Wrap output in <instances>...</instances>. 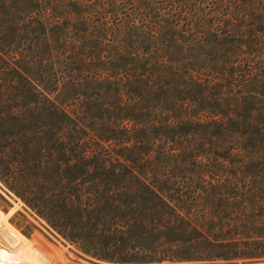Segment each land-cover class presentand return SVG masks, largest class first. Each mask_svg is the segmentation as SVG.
<instances>
[{"label": "trees", "instance_id": "obj_1", "mask_svg": "<svg viewBox=\"0 0 264 264\" xmlns=\"http://www.w3.org/2000/svg\"><path fill=\"white\" fill-rule=\"evenodd\" d=\"M16 1L17 7H11L21 12L6 13V5L0 18L3 186L59 235L102 261L222 264L264 259V172L254 173L247 165L240 172L214 174L209 182L200 178L198 183L207 195L203 197L175 191L187 179H179L169 170L164 180L161 172H152L165 170L162 157L155 156L149 166L144 157L150 147L131 145L150 140L144 129L149 119L128 104L122 114L131 115L121 118V126L115 127L109 118L101 123L104 128H98L97 119L84 108L81 93L99 91L97 83L103 76L87 70L89 65L80 52H74L77 56L64 54L57 68L53 30L44 20L35 22L27 10L37 0ZM118 1L136 6L126 7L125 17L141 13L144 20L149 15L160 18L162 9L155 4L190 5V0H104L99 3L103 5L101 18L117 20ZM73 2L77 3L68 6L67 12L75 14L76 25L69 28L80 36L87 25L85 15L94 11L83 1ZM2 3L0 0V7ZM87 8L92 12H86ZM185 14L201 17L209 25L220 26L222 21L228 32L237 30L244 36L251 49L264 42V0H215L200 9L194 5L180 10L181 16ZM16 18L18 22H14ZM137 38L145 41L144 49L154 44L146 37ZM262 73L250 72L245 82L253 86L249 90L254 99L264 103ZM130 91L126 87V95ZM255 122L254 129L264 133V113L257 114ZM118 142L124 146L117 149L113 144ZM179 169L185 176L189 172ZM184 199L189 205L179 207ZM199 202L210 204L194 208Z\"/></svg>", "mask_w": 264, "mask_h": 264}, {"label": "rangeland", "instance_id": "obj_2", "mask_svg": "<svg viewBox=\"0 0 264 264\" xmlns=\"http://www.w3.org/2000/svg\"><path fill=\"white\" fill-rule=\"evenodd\" d=\"M73 1L37 0L27 10L35 22L44 20L53 30L57 68L64 54L77 56L74 52H80L89 65L87 70L103 76L102 82L97 83L99 91L81 93L84 108L97 119L98 128H104L101 123L109 118L115 127L121 126V118L131 115L122 114V108L134 105V109L149 119L144 129L150 133V140L131 145L135 148L142 143L150 147L144 157L149 166L155 156L162 157L160 163L165 170L155 168L152 172H161L164 180L169 170L177 173V178L187 179L175 187L177 192H193L203 197V194L207 196L206 190L198 183L203 178L209 182L214 174L240 172L247 165L252 166L254 173L264 172L261 146L264 133L254 129L257 114L264 113V103L260 98L254 99L249 90L253 86L245 82L250 72H264V42L251 49L244 36L237 30L228 32L222 21L220 26L209 25L201 17L180 15L182 9L189 10L194 5L200 9L215 0H188L189 7L181 6L185 3L155 4L157 9H162L160 18L152 19L149 15L145 20L141 13L125 17L123 10L136 6L121 1H118L120 14L115 20L108 16L101 18L103 5L99 3L104 0H78L94 11L85 9L92 13L85 15L87 25L80 31L82 36H78L69 28L76 25L75 14L67 12L68 6L77 3ZM17 2L3 0L0 18L1 8L6 5V13L21 12L11 7H17ZM40 8L45 14L39 12ZM130 21L133 23L129 24ZM138 36L154 44L144 49L145 41L138 40ZM126 87L131 90L130 95H126ZM113 145L117 149L124 146L120 142ZM191 156L193 160L185 159ZM178 167L189 169L185 172L187 177ZM208 204L199 202L194 208ZM185 205L189 201L179 202V207ZM159 262L153 264H172ZM253 263L263 264L264 259H235L222 264ZM0 264L115 263L99 260L59 235L0 182Z\"/></svg>", "mask_w": 264, "mask_h": 264}]
</instances>
